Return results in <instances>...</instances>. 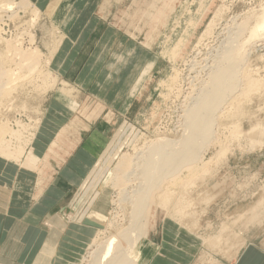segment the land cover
<instances>
[{"label":"rangeland","instance_id":"rangeland-1","mask_svg":"<svg viewBox=\"0 0 264 264\" xmlns=\"http://www.w3.org/2000/svg\"><path fill=\"white\" fill-rule=\"evenodd\" d=\"M47 1L0 0L2 8L11 5L6 14L0 13V166L11 167L0 171V186L13 189V197L21 203L12 207L18 218L14 230L8 231L7 220L0 215V264H72L86 257L97 232L102 234L97 236L100 240L108 234L103 233L115 210L110 202L116 200L108 182L119 157L131 155L134 145L142 146L143 139L137 142L139 137L152 140L160 136L163 126H170L180 116L178 109L174 111L170 102H165L163 96L168 89L162 85L178 74L190 75L188 65L192 60L198 65L219 50L220 40H214L201 44V55L193 51L213 13L223 8L219 33L225 24L233 26L232 18L239 22L251 15L257 17L264 8V0H78L75 10L62 23L69 12H52L51 1ZM76 21L79 28L72 26ZM180 39L182 46L173 51L171 48ZM248 42L252 44V40ZM163 45L167 51H163ZM254 51L249 69L259 70L250 74L263 82L264 51ZM256 73L261 75L257 77ZM261 89L255 87L248 93L252 104L245 102V96L242 103L237 101L234 116H222L223 125L247 131L257 121L264 123V83ZM237 114L247 119H239ZM166 116L173 119L167 120ZM227 132L221 133L218 140V146L221 140L224 146L216 147L217 152L221 149L218 155L223 159L217 158L218 164L208 166L203 180L174 198L167 209L175 212L178 199H186L191 206L184 211H199L200 220L194 230L198 237L210 238L221 226L227 227L218 248L203 246L193 235L181 238L185 247L192 246V257L186 264H212L201 261L204 254L217 264H229L225 251L227 255L237 254L235 263L243 251L240 245L247 244L253 232L259 233L252 243H264V222L258 225L257 218L249 214L264 197V146L250 150L247 140L237 138L238 145L236 137ZM90 137L95 139L92 147L87 146L88 159L74 163L72 152L86 147ZM210 147L206 165L217 154L215 146ZM31 154L36 158L29 167L25 157ZM98 157L103 159L94 167ZM206 195L211 199L207 206L199 203ZM157 206L147 215L148 234L142 246L162 238L165 220L178 223L180 219L178 212L164 219L162 212L166 211ZM99 210L105 212L103 222L92 216ZM58 215L62 221L51 222ZM250 217L255 226L243 229ZM27 227L30 230L23 234ZM237 237L243 239L239 245ZM45 238L41 250L35 247ZM229 241L235 245L231 249L234 252Z\"/></svg>","mask_w":264,"mask_h":264},{"label":"bare ground","instance_id":"bare-ground-1","mask_svg":"<svg viewBox=\"0 0 264 264\" xmlns=\"http://www.w3.org/2000/svg\"><path fill=\"white\" fill-rule=\"evenodd\" d=\"M10 8L11 5L4 6V8H2L3 10H0V13L6 14ZM262 11L263 13H261L260 16L256 17L251 15L243 18L244 20L242 19L239 22L236 21L237 18H232L233 26L227 27V24H225L223 28H220L219 33L217 32L220 24H218V22L222 19L223 8L220 6V8L213 13L211 19L208 20L209 22L198 38L195 47H193V51L197 56L201 55V44L203 42L210 43L214 40H220L219 42L217 41L219 43V50L216 51L211 58H204L202 62H198V65H196L195 60H192L191 65H188L190 75L186 74L187 76L185 75L186 77H184L178 74L171 77L167 84L162 85L163 88L168 89V94L163 96L164 99L167 98L165 102L169 101L170 106H173L174 109L170 108L174 111L178 109L180 116H176V121L172 122V124L170 122V126H163V132L160 136L157 134L158 136L156 135L157 137L152 140L139 137L140 139L138 138L137 142L143 139L141 143L143 145H140L139 148L138 144L134 145L131 155L127 153L119 157L116 167L113 169V175L108 182L110 189L114 191V195L116 196V200L110 202L111 204L114 203L112 205H115V210L110 214L111 219L106 225L107 230H105V232L103 231V234H107V232L108 234L100 240L97 236H102V234L100 231L97 232V236L91 239L93 241L90 247H88L90 252H87V256L79 259L78 262H72V264H147L152 256L155 255V249L150 243L146 246H142L148 234L147 215H149V210H151V208L153 209L154 206L158 207L157 205L160 206L161 210L166 211L162 212L164 219L172 217L173 214L177 212L180 213V219L178 220L180 225L175 223L179 225L182 233H188L197 237V239L201 240L203 246L207 244L215 248L220 247L219 243H221L222 235L227 229L226 225L221 226L220 230L217 228L219 231L210 238L198 237V234H196V232L194 233V230L200 220H198V218H200L199 211H184L187 206H191L188 205V201L185 202L186 199L183 197L178 199L174 208L175 212L171 213L167 209L174 198L180 194H186L187 191L191 190L197 183H200L208 172V166L214 164L217 158L221 157L218 155L221 149L217 152L216 148L219 145L218 140L221 137V133L223 135V132L226 131L228 134L227 131H229L231 133L230 135L234 138L236 137V139L242 137V141H248L249 146H251L250 150L256 147L262 148L264 146L263 122L257 121V123L251 124L247 131H243L239 126H225L222 123L224 122L222 116L228 115V113L231 115L235 109L234 105L238 103L237 101L242 103L241 101L246 99L245 102H250L248 93L255 87H262L263 89L264 81L262 82L260 78H253L255 75L251 76V74H255L256 70L258 71L259 69L253 67L250 68L255 70L249 69V63L251 62H249V57L253 51L255 50L254 52L258 53L264 51V8H262ZM1 17L3 16L1 15ZM1 20L2 18L0 21ZM252 20L254 21L250 24ZM226 30L227 32L225 33ZM247 35L249 40H252V44L248 42V39L246 40ZM182 44L183 41L180 39L177 45L175 47L173 46L174 48L172 47L171 49L174 51L181 47ZM163 47V51H167L166 45H163ZM214 51L215 50H212L211 52ZM262 57L263 56L259 59H263ZM256 75L259 77L261 74L256 73ZM244 96L246 98L241 100ZM250 104L252 103L250 102ZM238 106H240V104ZM241 109L244 110V108ZM172 113L174 115L175 112ZM234 114L235 117H237L236 113ZM232 116L234 115L232 114ZM245 116L242 115L241 117L245 119L247 117ZM235 117L233 118L235 119ZM241 117L239 119H242ZM166 118L167 120L169 119L167 116ZM158 129H160V127ZM169 135L172 137H169ZM226 137L227 135H225V138ZM242 141L240 142L241 144L243 143ZM221 142V146L218 147L224 146L225 143L222 144ZM238 142L237 139V144L240 145ZM212 145L215 146L214 149L217 154H213V157H211L213 160L212 163L206 165L207 161L205 160V156L209 150V146L212 147ZM238 145H236V147ZM241 149H243V147ZM241 149H239L240 152L242 151ZM23 150L24 149H22L21 153L24 154ZM234 150L236 151V149ZM34 157L35 156L32 154L28 155L27 158L25 157V162L29 167L35 164V162H33ZM214 167L216 168V165ZM199 169L202 170L198 172ZM195 174L197 177H192V175ZM177 182L178 187L176 188L175 183ZM198 186H200V184ZM208 196L209 195H206L204 198L201 197L199 203H204L207 206L208 201L211 200ZM179 201H181L180 212L177 209ZM263 207L264 197L259 199L256 206L249 211L250 215L257 218L258 225L264 222ZM104 213L105 212H102V210L96 212V219L103 222ZM153 216L154 215H151V218H153ZM56 219L61 222V215H58L57 218H53L51 222H55ZM238 220L237 222H239ZM252 220V217L248 218L245 228H242L248 229L253 226L255 223L252 224L251 222L255 221ZM167 221H164V225L168 231H171V223ZM221 225H223V223H221ZM198 227L200 228L201 224ZM207 229L206 227V230ZM234 238L233 242L236 240V238L235 240ZM242 240L241 238V240H238L239 243L235 241L234 244L236 245L237 242V245H239L242 243ZM229 242L225 244L229 245ZM233 242H230L232 243V245L230 244L232 246L230 250L235 247ZM140 247H144L143 251H139ZM245 247L246 244L243 243L240 245L239 249H244ZM220 250L224 251L223 247ZM220 250L218 251L219 253ZM225 250L227 249L225 248ZM231 251L234 252L233 250ZM225 252L224 255H226L225 258L227 261L234 260L235 255H237H227ZM208 257L204 254L201 261H210L212 264L218 263L217 260L213 261Z\"/></svg>","mask_w":264,"mask_h":264},{"label":"crops","instance_id":"crops-1","mask_svg":"<svg viewBox=\"0 0 264 264\" xmlns=\"http://www.w3.org/2000/svg\"><path fill=\"white\" fill-rule=\"evenodd\" d=\"M49 1H51V4H52L49 7L50 11L55 12V13L56 12H58V13L69 12L66 15V17L63 19L62 23H64V21L67 19V16H69V14L75 10V7L77 6L76 1H78V0H48L47 2H49ZM63 15L65 16V14H63ZM79 24H80L79 21H76L72 24V26L74 28H79ZM94 137H92L93 140L95 139ZM92 138L90 137L87 140L88 144L86 145V147L81 146V149H82L81 151L76 148L72 152L71 156H72V161H74V163L79 161L80 158H82V160L88 159L89 148H87V146L92 147V145H93ZM102 159L103 158L98 157L97 162L94 164V167L97 166L100 163V160H102ZM10 169H11V167L8 164H4V165L0 166V171L10 170ZM91 170H93V168ZM4 185L0 186V200L4 201V204L0 205V215H2L4 219L6 218V220H7L6 228L8 229V231H12V230H14V227H15V220L18 219V218L14 217L15 213H16V209L12 208V207H14V205L19 206V205H21V203L17 202L16 199L13 197V195H14L13 189H9V188H7V185L6 186H4ZM6 192H7V194H6ZM102 199L104 202V200H105L104 194L102 195ZM41 203H43V201ZM102 212H103V210H102ZM95 215H96V213H94L92 216H94L96 218ZM22 218H24V219L26 218L25 214H24V216H22ZM22 218H20V219H22ZM38 219H41V218H38ZM68 219L72 220L71 216H69ZM102 220H103V218H102ZM56 221H59V220L56 219ZM167 222H169V221H167ZM162 224H163V227L161 230L162 238H160L157 243L155 242V240L154 241L152 240V242L148 241L146 244V245H148L150 243L153 246V248L155 249V255L152 256V258L147 262V264H186L185 261L189 257H190V259L192 257V246L189 245V247H185V245H184L185 242H183V240H181V238H184L187 236H192V235L188 234V233H182L180 231V227L175 223H171V226H172L171 231H168V229L164 225V222ZM28 230H30V227L23 229V231H22L23 234H25L26 231L28 232ZM256 233H259V232H253L252 234L249 235L248 240H247L248 242H247V244L245 243L246 247L244 249H242L243 251L241 252L237 261H235V263L233 260L229 261V264H264V243H263V245H256V243H252V241H254V239H255L254 235ZM252 235H253V238H252ZM46 239L47 238H45L43 240L40 239L39 243L36 244L35 247H38V249L41 250L44 246ZM168 248H170V250H168ZM190 248H191V250H190ZM33 249L34 248H30V251ZM143 249H144V247L142 248L141 251H143ZM56 250H57V247L55 246L54 251H56ZM182 259L184 260L183 263H182ZM187 264H191V262L188 261Z\"/></svg>","mask_w":264,"mask_h":264}]
</instances>
